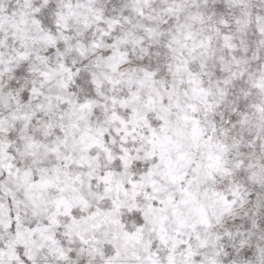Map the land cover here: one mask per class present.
I'll list each match as a JSON object with an SVG mask.
<instances>
[{
	"label": "snow or ice",
	"instance_id": "obj_1",
	"mask_svg": "<svg viewBox=\"0 0 264 264\" xmlns=\"http://www.w3.org/2000/svg\"><path fill=\"white\" fill-rule=\"evenodd\" d=\"M0 264H264V0H0Z\"/></svg>",
	"mask_w": 264,
	"mask_h": 264
}]
</instances>
